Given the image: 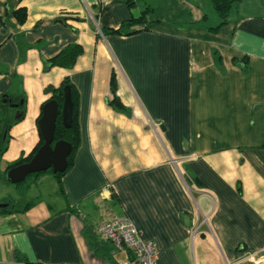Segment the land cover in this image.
Returning <instances> with one entry per match:
<instances>
[{
	"label": "crops",
	"instance_id": "1",
	"mask_svg": "<svg viewBox=\"0 0 264 264\" xmlns=\"http://www.w3.org/2000/svg\"><path fill=\"white\" fill-rule=\"evenodd\" d=\"M127 1L0 0V96L23 103L0 171L38 144L42 106L64 78L79 135L45 196L15 209L0 177V264H123L129 255L93 232L106 212L128 217L154 242L156 264H257L264 0H240L216 31L210 0ZM145 7L133 33L110 32ZM69 44L82 49L71 67L44 66Z\"/></svg>",
	"mask_w": 264,
	"mask_h": 264
},
{
	"label": "trees",
	"instance_id": "2",
	"mask_svg": "<svg viewBox=\"0 0 264 264\" xmlns=\"http://www.w3.org/2000/svg\"><path fill=\"white\" fill-rule=\"evenodd\" d=\"M239 1L240 0H210L212 8L214 9V11L216 12V14L219 18V23L217 24V26L210 28V30L216 31L221 26L226 24L228 22L229 15L231 14L233 9H236ZM127 3L129 4V6H131L133 4L129 0L127 1ZM148 10H149V7H145V9L142 11V13L140 14V16L138 18H132L126 22H123L118 28H116L114 30H110V32L116 33L119 35H129V34L133 33V31L130 29L131 26L137 22L143 21L145 14ZM15 16L18 19V21L22 22L25 18V11L23 9H18L15 11ZM81 52H82V49L79 45L69 44L66 47H64L55 56L46 60L44 62V66L50 67V66L57 65V66L69 68L73 65L76 57ZM234 63L241 65L242 71L244 73H246L248 71V64L245 61L240 63V62H237L236 60H234ZM66 86L69 88L70 100H71V104H72L71 121H70V125L68 127H64L62 125L61 115H60L61 104L63 101V88ZM111 90H112V92L114 90L113 79L111 81ZM20 99H21V97L18 98L17 100H20ZM49 100H54L58 104V111H57V117H56V122H55V129H54V141L64 140L70 144V152L66 158L67 166H66L65 170L63 172H60V173L59 172L53 173V176L56 179H58L66 171V169L69 167V165L71 164V159H72L73 153H74L75 149L77 148L78 141H79L78 128H77V122H76V96H75V91H74L72 85L70 84L68 78H64L61 81V83L59 84V86L52 90V94H51V97L49 98ZM11 104L17 105V107H16L17 110H15V112L18 111V116L16 118H15V115L13 117L8 118L4 113V111L9 109V108L14 109L13 107L10 106ZM112 104H113L114 108H116L118 110H124V108L122 107L120 102L115 97L112 100ZM22 113H23V103L22 102L18 103V102H16V98H11L8 95L0 96V158H1V155L3 154V152L6 150V147H7V143H8V139H9L8 131L14 123H16L17 121H19L21 119ZM40 116H41V113H40L39 117ZM42 143H43V140H42L41 135H40L39 142L32 149V151L25 158H19L15 162L7 165V167L5 168V170L3 172L0 171V177H5L6 171L8 169H10L14 166H17L19 164H22L24 162H27L32 157V155L36 152V150L39 148V146ZM48 171L51 172V169H47L43 172H48ZM39 173L28 174L26 176V178L28 176H31V175L36 178ZM26 178L22 182L16 183L15 185H20L21 183H23L26 180ZM1 212H3V211H0V213ZM93 240H94V238H93ZM93 240H91L92 243L90 244V246H94Z\"/></svg>",
	"mask_w": 264,
	"mask_h": 264
},
{
	"label": "water",
	"instance_id": "3",
	"mask_svg": "<svg viewBox=\"0 0 264 264\" xmlns=\"http://www.w3.org/2000/svg\"><path fill=\"white\" fill-rule=\"evenodd\" d=\"M10 106L13 108L17 107L16 104H11ZM57 111L58 104L54 100H48L43 104L41 116L37 120L43 143L27 162L14 166L6 171L5 177L8 182L12 184L19 183L28 174L43 172L47 169H51L52 173H60L65 170L67 166L66 158L70 152V144L64 140L54 141ZM16 115L15 113V118L17 117ZM60 115L62 125L68 127L71 121L72 104L70 91L67 86L63 88V101Z\"/></svg>",
	"mask_w": 264,
	"mask_h": 264
},
{
	"label": "built area",
	"instance_id": "4",
	"mask_svg": "<svg viewBox=\"0 0 264 264\" xmlns=\"http://www.w3.org/2000/svg\"><path fill=\"white\" fill-rule=\"evenodd\" d=\"M96 1L101 3L105 0ZM93 232L99 240L129 255L123 264H156V245L151 240L141 238L128 217L110 215L106 212L104 217L94 224ZM257 264H264V255Z\"/></svg>",
	"mask_w": 264,
	"mask_h": 264
},
{
	"label": "rangeland",
	"instance_id": "5",
	"mask_svg": "<svg viewBox=\"0 0 264 264\" xmlns=\"http://www.w3.org/2000/svg\"><path fill=\"white\" fill-rule=\"evenodd\" d=\"M46 174V175H44ZM46 176L45 179H41V181L35 182L36 179L34 176H28L26 180L21 183L20 185L5 183L6 187H4V191L8 189L10 192L8 197L11 199L12 207L15 209H19L20 207L24 206L26 203L34 201L37 195L45 196L46 192H50L52 190V181L51 177L53 174L52 172H40L37 177ZM34 183V184H33ZM7 188V189H6ZM27 188V191L25 190ZM54 188V187H53ZM3 192L2 190L0 193ZM7 197V196H5ZM7 197V198H8ZM6 198V199H7ZM6 205L5 202L0 203V208Z\"/></svg>",
	"mask_w": 264,
	"mask_h": 264
}]
</instances>
